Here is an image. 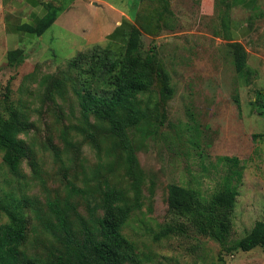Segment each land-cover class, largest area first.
I'll list each match as a JSON object with an SVG mask.
<instances>
[{"label":"rangeland","instance_id":"rangeland-1","mask_svg":"<svg viewBox=\"0 0 264 264\" xmlns=\"http://www.w3.org/2000/svg\"><path fill=\"white\" fill-rule=\"evenodd\" d=\"M108 1L136 24L151 8H162L143 0L135 14L140 0ZM170 3L173 12L165 15V25L143 31L134 51L145 57L155 46V69L168 80L167 95L159 80L151 89L156 133L130 131L137 145L142 206L132 213L124 233L137 247L136 264H264L262 247L234 248L258 220H264V136L260 135L264 110L254 103L264 89V60L252 41L247 67L238 72L219 8L205 15L200 13V0ZM229 11L231 20L254 21L251 39L262 35L264 0H251ZM118 17L108 6L75 8L48 31L57 34L54 39L46 33L42 42L30 41L15 60L8 55L14 47L0 44V114L18 113L26 125L19 137L28 149L18 173L0 152V224L11 220L10 213L23 217L31 253L42 252L51 243L41 224V218H51L50 201L70 199L87 217L85 196L93 201L107 183L123 187L131 198L134 195V175L117 133L107 122L86 118L76 94L86 85L96 87L94 80L85 81L86 59L107 48L124 50L128 34L125 29L114 30ZM66 25L68 29H61ZM229 32L232 35L231 25ZM84 57L77 68L71 64ZM221 156L241 161L239 182L232 167L219 162ZM227 177L239 189L227 240L188 224L184 232L158 236L163 227L185 222H177L169 213L172 184L199 189L211 203L212 193Z\"/></svg>","mask_w":264,"mask_h":264},{"label":"trees","instance_id":"trees-1","mask_svg":"<svg viewBox=\"0 0 264 264\" xmlns=\"http://www.w3.org/2000/svg\"><path fill=\"white\" fill-rule=\"evenodd\" d=\"M150 1L162 4V8H151L145 17L140 15L141 24L134 23L130 26L124 50L119 52L107 48L102 50L103 53H93L89 59H86L88 55L71 63H74L76 68L84 59V62L89 63L85 81L94 80L96 87L86 85L83 89L76 90L80 107L86 118L94 116L107 122L117 133L119 143L126 154L127 165L134 175L133 197L131 198L123 187L107 183L98 191L99 196L94 197L93 201L89 196H85L89 214L87 217L78 211L70 199H66L64 203L50 201L51 218L39 217L44 231L51 237L50 245L42 252L31 253L28 250V227L24 218L10 213L11 220L0 224V264H136L139 261L135 243L124 233L132 213L142 206L141 177L137 171V145L132 140L130 131L134 128L140 133H156L155 123L151 120V89L155 81L159 80L164 89L163 93L167 95L168 79L163 71L155 69V46L150 48L145 57L135 55L134 51L139 47L142 32L149 33L154 26H160L159 23L164 26L165 15L173 12L170 9V0ZM242 1L244 0H216L222 24L228 31L226 38L232 40L229 44L235 55L238 72L246 69L248 52L229 32V8ZM222 6L224 10L220 9ZM59 12L60 7L50 5L49 12L38 23L23 24L19 29L39 37L53 25ZM155 20L158 21L157 24H154ZM22 50L10 49L9 59L20 57ZM247 70L252 72L249 68ZM254 103L264 110V89L258 91ZM25 130L26 125L16 111L7 116L0 114V152L3 160L16 173L20 171L21 164L28 154L25 141L19 137ZM260 135L264 136V133ZM218 159L219 162L232 167L231 172L239 182L242 178L241 161L229 156H221ZM225 180L223 186L212 193L211 203L199 189L172 184L168 197L169 213L179 219L177 222L181 219L185 222L163 227L158 236L184 232L188 224L206 234H212L218 240H227L239 189L237 183H232L231 177ZM76 191L78 190L74 187V192ZM257 246L264 249V220H258L254 227L237 241L234 248L249 251Z\"/></svg>","mask_w":264,"mask_h":264},{"label":"crops","instance_id":"crops-1","mask_svg":"<svg viewBox=\"0 0 264 264\" xmlns=\"http://www.w3.org/2000/svg\"><path fill=\"white\" fill-rule=\"evenodd\" d=\"M251 0H244L237 5H247ZM92 4L95 6H108L114 12L119 14V17L116 21L114 30L126 31L134 24V20L123 10L115 6L113 2L108 0H0V44H6L10 47L22 48L23 45L30 44V41L42 42L44 40V35L47 33V38L51 40L56 37L55 33H48L49 30L55 26H59L60 19L64 18L65 15H69L75 11V8L78 10L89 9V5ZM50 5L60 7L59 16L53 25L47 29L43 35L36 36L29 32L21 31L19 26L23 24H36L40 21L50 10ZM141 6V0L134 7L136 8L135 14L139 11ZM236 6V5H234ZM216 7V0H200L199 9L201 14H211L214 12ZM246 14V13H245ZM247 16V15H245ZM258 18L262 16L261 14L257 15ZM243 21L231 20L232 36L236 41L241 42L249 56L250 47H253L257 55L264 60V25L262 27V35H255L252 39L253 30L250 26H253L254 21L248 17ZM126 26V28H124ZM237 26V29H236ZM68 29L67 25L62 26L61 29ZM88 28V27H87ZM88 30V29H87ZM86 30V31H87ZM3 32V35L1 34ZM60 32V31H59ZM62 32V31H61ZM58 33V32H57ZM64 33V32H62ZM60 33V35L62 34ZM125 34V35H126ZM58 35V36H60ZM61 37V36H60ZM10 50V49H9Z\"/></svg>","mask_w":264,"mask_h":264}]
</instances>
